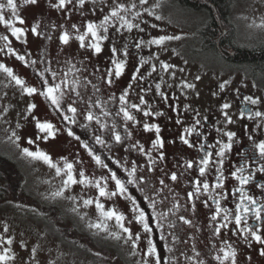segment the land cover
<instances>
[{"label":"snow or ice","instance_id":"1","mask_svg":"<svg viewBox=\"0 0 264 264\" xmlns=\"http://www.w3.org/2000/svg\"><path fill=\"white\" fill-rule=\"evenodd\" d=\"M23 2L26 5L38 4V0H23ZM47 3L52 9L66 12L69 5L83 7L86 0H55V3L52 0H47ZM146 5H148V0H138V4L135 0H128L126 3H116L114 0V6H109L106 13L102 12L100 17L89 19L81 26L72 24L71 29H68L63 25L52 24L51 28L60 30L58 39L62 45H69L70 41L74 39L78 41L81 49L90 54L78 62L74 57L66 58L63 61L51 59L47 50L38 59H29L31 53L19 54L13 47L9 35H0V41H3L0 53L15 57L16 60L23 62L24 66L44 65L42 69L36 71L39 87L28 84L3 61H0V72L9 78L10 83L14 82L22 94L29 97L38 94L44 97L61 121L67 135L73 137L88 153L95 165L106 169L107 173L98 178L94 175L89 177L83 170L77 172L74 164L68 162L66 158H60L63 161L61 167L59 162L54 163L48 153L39 149L31 151L29 147H24L22 154L33 159L43 160L55 169L57 176L63 174L62 186L52 194L54 197L65 196L66 190L73 185L94 188L98 192L97 196L81 198L84 207L94 204L95 209L99 212L96 222L90 223L88 226L103 231L116 239L123 238L125 243L131 246L134 255L139 251L140 264H180L179 256L175 254L174 249L184 257L185 264H206L205 258L197 248L196 241V233L202 230V226L196 219L198 204H202L209 210L207 227L211 229L213 237L220 236L222 230L230 231L233 235L242 237L248 246H251L252 241L262 245L259 253L264 256V235L261 234L264 230V183H255L258 176L264 175V138L255 136L247 124L243 125L247 139L251 142L249 151L252 155L236 151L238 160L231 161L229 176L237 183L228 189L225 185V180L228 178L224 174L225 161L230 160L234 146L241 143L237 132L228 130L226 127L236 123L227 111L231 108L230 103L226 102L221 105L225 127L215 129L218 138L211 144L207 143L205 133L198 130V126L203 127L202 120L206 121L207 117L200 118L199 112H195L197 118L190 126H185L184 121L180 118L178 106L168 104V108L177 113L176 124L182 126L178 140L189 148H195L198 158L193 160L179 157L174 165V170H165L161 167L166 160L163 151L165 141L160 135L161 127L157 123L149 122L150 118L164 116L165 112L154 107L145 98V94L153 92L154 96L159 97V101L165 104L170 99H174V95L162 90V84L165 82L163 76H160V82L155 83L154 88L141 87V82L147 83L142 68L149 64L153 57H140L138 65L132 70L130 79L126 86L120 90L119 96L112 92L107 99L100 98L99 94L102 93V88L112 87L125 73L130 47L137 50L152 45L162 47L167 41L181 38L178 35H156L148 40L134 37L133 41H129L125 33H132L133 30L140 33L145 32L149 22L141 17L144 14L152 17L155 15L154 9L159 7V4L151 7ZM5 10H10L11 16L20 25H24L25 21L18 15L16 0L0 2V22L7 25L15 40L27 43L29 31L37 37L44 36L49 40L53 38L44 32V29L49 26L43 21L37 20L30 27L15 26L12 19L5 18L3 14ZM155 19L161 20L162 17L155 15ZM142 24L144 27H141ZM81 27L83 31H81ZM151 27L156 28L157 25L151 24ZM258 27H264V21ZM106 43L109 53L106 57V64L102 66L99 60L92 63L90 57L101 56L105 52ZM53 64L56 66L54 67ZM89 64H91V71L88 68ZM159 64L164 73H169L170 69L175 68V65L162 60L159 61ZM156 71V64L152 63L148 76L151 77L152 73ZM170 75L175 77L176 74L173 71ZM199 79L200 77L197 76L196 80ZM229 83L230 81L225 80L219 85V88L223 90ZM89 86L93 94H89ZM168 87L171 88L172 85H168ZM178 87L183 92L184 89L195 88V85L182 80ZM136 88H139L136 93L138 103L132 102L130 97V93ZM236 91L239 95V89ZM261 103L264 101L260 97L245 95L239 109L238 119H247L255 125L256 130L264 131V111L248 107V105L256 106ZM36 107V104L28 103L27 113L32 114ZM184 107L188 108L189 106L185 105ZM138 116L141 118L138 119ZM32 120L39 133L43 134L37 135L36 140L47 141L50 137L55 138L59 129L51 121L47 119L41 121L34 114ZM137 125L142 126L145 132L155 133L150 148L146 149L144 144L135 138V126ZM17 127L20 125L17 124ZM74 127L85 131L82 134H77ZM193 134L197 137L196 141L190 139ZM12 137L16 141L21 139L15 131L12 132ZM201 137L204 138L203 141L200 140ZM36 140L29 137L27 142L32 145L36 143ZM168 142L176 143V140ZM96 145L100 146L99 149L95 147ZM114 145H120L126 151H135L144 156L145 164H138L135 160L122 162L120 159H116L114 163L119 167H110V164L106 162L107 157H103L101 152L103 150L111 152ZM158 168L162 174L161 178L157 179L158 186L153 185L148 189L147 185L150 182L148 174L154 173ZM193 170L197 175L189 179L190 190H186L183 202H181L179 193L171 186V183H166V180L177 183L186 173ZM121 172L123 175L120 174ZM213 172H215L214 180L210 183L208 176ZM252 186L260 190L259 195L250 191ZM136 192L141 195L137 197ZM102 197L109 199L122 197L128 202L127 214L115 208L106 209L104 203L101 202L100 198ZM66 198L76 200L75 196ZM229 204L234 206L229 207ZM78 207L79 204L72 210L76 212ZM186 213H190V215ZM250 220L252 223H249ZM109 221L115 222L118 231L110 229ZM133 225H138L139 230L134 231ZM4 231H8L7 225H5ZM154 237L156 238L154 239ZM158 241L163 243V248L170 255L162 257ZM12 242L11 238L6 240L7 245H11ZM0 243H5V241L0 240ZM141 243L145 247L141 248ZM177 245H182L183 249H190L191 255H188L183 249L177 248ZM214 251L212 259L217 264H237V249L228 240H222L219 247L214 246ZM35 252L36 249L33 248V255ZM14 259L15 254L10 247L0 250V264H10ZM207 264H211V262L208 261Z\"/></svg>","mask_w":264,"mask_h":264},{"label":"rangeland","instance_id":"2","mask_svg":"<svg viewBox=\"0 0 264 264\" xmlns=\"http://www.w3.org/2000/svg\"><path fill=\"white\" fill-rule=\"evenodd\" d=\"M0 2H5V0H0ZM42 2L48 6L47 0ZM52 2L55 3V0H52ZM115 2L126 3L128 0H115ZM135 2L138 4V0H135ZM16 3L18 5V15L24 19L25 24L20 25L16 22L11 16L10 10L4 11L5 18L12 19L15 26L30 27L37 21L35 15L39 4L26 5L23 0H16ZM155 4H159V7L154 9L155 15L161 16L162 19L156 20L155 15L148 17L144 14L141 19H146L149 22L146 31L140 33L137 30H133L132 33H125V36L129 41H133L134 37L137 39L142 37L148 40L156 35H178L181 37L179 40L167 41L162 47L152 45L141 49L149 50L146 58L149 56L153 57L151 61L156 64L157 71L155 73L166 79V85H172L171 88L175 87L181 91L178 85H180L182 80L193 83L195 88L184 89L183 92L193 93L197 91L195 96L203 102L209 97H216L213 94L214 92H209L208 95L203 93L204 84L209 77L210 81H212L211 78L219 81L228 76L226 78L228 81L233 78L237 82L243 83L238 71H228L218 65L214 67L215 71L212 70L209 74L208 65L203 63L207 62L206 56L193 54L191 47L197 40L193 32V26L195 27L201 22L202 16L200 14H188L178 11L169 0H148V5L146 6L151 7ZM109 6H114V0H86L83 7L69 5L68 11L63 12V16H67L70 13L71 17L79 23L81 17L78 18L73 15L74 11L78 10L85 15L84 23H86L89 19L100 17L102 12L106 13ZM233 14L239 34L257 28L264 30V27H258L264 21V0H233ZM70 21H72L71 18ZM151 24H156L157 27L152 28ZM141 27H144V25L142 24ZM81 31H83L82 27ZM0 34L9 35L13 47L19 54L20 52H28L31 53L29 59H36L37 46L34 42V35L30 31L27 35V43L21 41L22 46H18V41L11 36L9 28L2 22H0ZM73 41L76 40L73 39ZM58 46V44L52 45L51 54H55L53 59L63 61L66 58L74 57L75 61H80L77 58L75 48L71 47L70 49L67 45L65 48ZM105 46H107V43ZM186 48L191 50V52L186 54L184 52ZM105 50L108 52L107 47ZM161 60L175 65V68L170 69L169 73H164L159 64ZM0 61L12 67L15 73L24 78L28 84L37 86L33 73L28 68L29 66H24L23 62L16 60L12 56H5L4 53H0ZM53 66L55 67L56 65L53 64ZM88 68L91 71V64L88 65ZM181 69L183 71H180ZM173 71L176 74L175 77L170 75ZM197 76L200 77L199 80H196ZM215 81L212 85L215 84ZM261 83L264 85V79ZM200 86L201 89H199ZM183 96L188 98L190 94L185 93ZM28 103L37 105L32 114H28L26 111ZM229 103L232 105L231 101ZM33 114L41 121L45 119L51 121L59 129L55 138L50 137L47 141L43 139L36 140L37 135L43 134L36 129L35 122L32 120ZM17 124L20 127H17ZM13 131L21 137L19 141L12 137ZM79 133L81 134L82 132L79 131ZM29 137L36 140V143L29 145L27 142ZM24 147H29L31 151L39 149L48 153L53 162H59L61 167L63 166V161L60 158L64 157L68 162L74 164L77 172L83 170L89 177L94 175L98 178L100 175L107 173L106 169H101L95 165L88 153L73 137L67 135L62 125L47 111L46 106L45 108L43 107V100L38 94L31 97L22 94L20 88L14 82L10 83L9 78L3 72H0V152L4 155L8 154L6 157L17 166H20V171L24 178L25 191L41 204L39 213L44 210V212H47L46 214H51L50 216L53 218L51 222L49 215L40 214L33 216L27 212L24 214L0 215V240L5 241V243H0V250L4 247L12 249L15 259L10 264H140L141 255L139 251L134 255L131 246L125 243L123 238L116 239L103 231L88 226L90 223L96 222L99 212L95 209L94 204L84 207L81 198L95 197L98 192L94 188H87L84 185H73L66 190L65 196L54 197L52 194L62 186L63 174L57 176L55 169L43 160L23 155L22 149ZM95 147L99 149L100 146L96 145ZM10 151L14 152L16 156L14 155L13 157ZM106 152L109 154L108 151ZM101 154L103 157H107L104 150ZM106 162L111 164L108 157ZM0 167V169H4V165H0ZM110 167L112 166L110 165ZM77 178L79 177L77 176ZM67 196H75L76 200L67 199ZM100 199L106 209L115 208L127 214L128 202L122 197L110 199L102 197ZM78 204V211L74 212L72 209L77 207ZM42 205L44 206L43 208ZM28 207L25 206L24 211ZM108 223L112 231H118L114 221H109ZM5 225L8 227L7 232L4 231ZM70 229L76 230L74 235L69 233ZM133 229L137 231L139 226L133 225ZM63 233H65L66 237L63 236ZM76 236L77 238H75ZM8 238L13 241L11 245L6 244ZM143 247L145 245L141 243V248ZM33 248L36 249L34 255L32 253ZM188 250L185 249L183 251Z\"/></svg>","mask_w":264,"mask_h":264},{"label":"flooded vegetation","instance_id":"3","mask_svg":"<svg viewBox=\"0 0 264 264\" xmlns=\"http://www.w3.org/2000/svg\"><path fill=\"white\" fill-rule=\"evenodd\" d=\"M43 1V0H42ZM41 0L38 1V8L36 13L37 20L43 21L44 24H47L49 27L44 29L46 35H50L53 38L51 40L45 39L44 36H34V42L37 46V56L38 59L42 53L47 50L49 54V58L53 59L55 54H51L52 45L58 44L60 48H65V45H62L58 39L59 29L51 28L52 24L63 25L65 28L71 29L72 24H76L81 26L84 23L85 15L78 10L74 11L75 16L78 18L81 17V21H75L71 14H67V16H63V12L54 10L43 4ZM45 1V0H44ZM172 2L173 7L184 13L188 14H200L202 16L201 22L197 26H193V32L196 36L197 40L194 42L191 50L193 54L197 56H206L207 62H203L208 65L207 70L210 72L215 71L214 67L218 65L222 67V69L231 71L236 70L239 72L243 83L237 82V80L231 78L230 83L226 85V87L221 90L219 85L223 83L226 78L223 80L215 81L213 78L210 81V77L204 84L203 93L207 95L209 92H214L216 97H209L207 100L201 102L198 97L195 96V92H182L178 89L169 88L166 85V79H164V83L162 84V90L174 95V99H170L167 104L161 103L159 101V97L154 96L153 92H148L145 94V98L149 100L154 107L161 109L165 112L164 116L150 118V123H157L161 127L160 135L164 138L165 146L163 151L166 155V160L164 164L161 166L165 170H174V165L176 160L179 157H183L184 159H197L198 152L195 148H189L186 145H183L179 140L178 136L182 132V126L176 124L177 113L173 112L168 108V104H172L174 106H178L180 118L184 121L185 126H190L194 119L197 118L195 116V112H199L200 118L207 117L206 121L202 120L203 127L198 126V130L205 133L207 138V143H214L216 138H218V133L216 132V128H224L225 122L224 117L222 115L221 105L224 103H229L231 101V108L228 109L229 115H232L233 120L236 121L234 124L227 125L228 130H232L237 132L238 137L240 138V145L234 146V151L231 154L230 160L225 161L224 165V174L228 177L225 180V185L228 189H231L236 185V181L229 176V167L231 161L238 160L236 156V151H242L247 153L249 156L252 153L249 151L251 148V142L248 141L247 136L245 134L243 125L247 124L249 126V130L254 133L255 136L260 138H264V131L256 130L255 125L245 120H239V109L242 106L243 97L245 95H252L254 97H260L262 101H264V85L261 81L264 79V59L259 60V57L264 58V30L253 29L252 31H247L242 34H239L237 31V27L235 24L234 14H233V4L231 0H229V4L224 11H221L216 4L211 0H189V3L183 4L180 3L179 0H169ZM185 1V0H183ZM214 17L213 22L211 18ZM70 18L72 21L69 22ZM83 18V20H82ZM74 21V22H73ZM208 22L213 23L215 25V29L212 27L209 28L207 33H203V27H206ZM211 26V25H210ZM1 35V34H0ZM18 46H22V42H17ZM3 46V41H0V47ZM67 47H71L76 49L77 58L82 60L84 56L89 55L86 53L84 49L79 47L78 41H70ZM107 46H105L106 48ZM187 48L184 52H191ZM54 52V51H53ZM25 52H20L23 55ZM149 53L148 49L137 50L134 47H130V55L128 64L125 69V73L119 78L116 83L112 87H103L102 93L99 94L101 99H107L108 95L112 92H115L117 96L120 94V90H122L128 80L130 79V74L134 67L138 65L140 57H147ZM109 53L105 52L99 57H90L92 62H96L99 60L104 66L106 64V57ZM153 62L150 61L149 64L144 65L142 68V73L145 76V81L141 82V87H152L154 88V84L160 82V75L156 73H152V76H148V72L151 70V64ZM28 67V66H27ZM44 67L43 64H38L36 66L28 67L29 70L33 73V77L36 80L37 87H39L38 77L36 76V71L38 69H42ZM215 81V84L212 83ZM212 85V86H211ZM201 89V86L199 87ZM237 89H239V95L237 94ZM139 91V88H136L130 93L131 101L138 103V99L136 93ZM185 93L190 94L188 98H185L183 95ZM213 93V94H214ZM89 94H93L91 92L89 86ZM43 100V107L47 108V111L51 113V115L56 119L61 125V121L58 119L56 114L52 111L51 105L48 101L45 100L44 97L40 96ZM188 105V108L184 106ZM248 107H252L253 110H261L264 111V103H261L256 106L248 105ZM171 117V119H169ZM141 117L138 116V119ZM219 122V123H218ZM63 127V125H62ZM64 128V127H63ZM74 131L77 134H80L79 131L84 133V129L74 127ZM81 133V134H82ZM82 138H84L82 136ZM135 138L138 139L142 144H144L145 148H150L151 140L155 138L154 132H145L142 129V126H135ZM193 141L197 140L195 134L190 138ZM170 140H176V143H169ZM201 141L204 140L203 137L200 138ZM10 153L16 156L14 152L10 151ZM108 159L111 162V166L114 168H118L119 166L114 163L116 159H120L122 162H131L135 160L138 164H145L146 158L135 151H126L125 148H122L120 145H114L112 151L107 154ZM109 155V156H108ZM6 156L0 152V165H4V169H0V215H9V214H24L25 212L35 216L40 214H46L42 210V213H39L41 209L40 204L30 196L24 188V178L20 171V166H17L13 161H10ZM110 157V158H109ZM13 160V159H12ZM255 167L256 165H252ZM1 168V167H0ZM143 171V169H141ZM123 175V173L121 172ZM197 175L196 171L193 170L189 173H186L185 176L177 183L169 182L166 180V183H171V186L175 188L176 192L179 193L181 197V202H183V198L185 197L186 190H190L189 179L191 177H195ZM149 184L147 188L150 189L153 185L158 186L157 179L161 178L162 174L160 169L158 168L154 173H149ZM215 172L211 173L208 176L209 182L212 183L214 180ZM255 183H264V175H260L257 177ZM250 191L259 195L260 190L252 186ZM27 194V195H26ZM135 195L139 197L141 194L136 192ZM27 198V199H26ZM25 206H29L26 211H24ZM229 207H233V204H229ZM190 215V213H186ZM49 215V214H46ZM51 215V214H50ZM49 215V216H50ZM209 210L203 207L202 204L197 205V213L196 219L199 221L202 226V230L196 233V241L197 248L201 251L202 256L206 260V264L208 261L211 264H217L215 260L212 259L215 254L214 246L219 247L220 242L222 240H228L233 244L237 249V264H264V256H261L259 253L262 245L259 243L252 241L251 246H248L243 240L242 237L233 235L230 231H223L220 236L213 237L211 235V229L207 227V218L209 216ZM51 219L53 220L52 216ZM249 223H252L250 220ZM186 228V226H185ZM262 235H264V230H262ZM183 235V233H181ZM158 247L161 251V255L168 256L170 255L166 249L163 248V243L158 241ZM177 248L183 249L182 245H177ZM185 250V249H183ZM174 252L177 256H179L180 264H185L184 257L179 255V252L174 249ZM188 255H191L190 249L185 251ZM207 254V255H204Z\"/></svg>","mask_w":264,"mask_h":264},{"label":"trees","instance_id":"4","mask_svg":"<svg viewBox=\"0 0 264 264\" xmlns=\"http://www.w3.org/2000/svg\"><path fill=\"white\" fill-rule=\"evenodd\" d=\"M211 1H213L215 4H216V6L221 10V11H224L226 8H227V6H228V4H229V0H211ZM179 2L180 3H183V4H186V3H189V0H185V1H183V0H179ZM231 3L233 4V0H231ZM213 17V16H212ZM211 20L213 21V22H215L214 21V17L213 18H211ZM213 23H211V22H208L207 24H206V27L204 28L203 27V33H207L208 31H209V28L210 27H212V29H215V25H212ZM211 25V26H210ZM261 59H264V58H262V57H259V60H261ZM104 153L106 154L107 152H106V150H104ZM41 205V204H40ZM44 206L42 205V208H43ZM50 220H51V222H52V219H51V216H50ZM76 232V230H69V233H71L72 235H74V233ZM69 233L67 232V234L69 235ZM79 235V234H78ZM63 236L64 237H66V235H65V233H63ZM75 238H77V236L75 237ZM79 238V237H78ZM77 240V239H76ZM79 241V240H78ZM99 258V257H98ZM96 259H97V257H96Z\"/></svg>","mask_w":264,"mask_h":264}]
</instances>
